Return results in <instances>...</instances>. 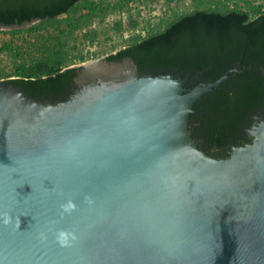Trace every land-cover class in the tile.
<instances>
[{
  "label": "water",
  "instance_id": "obj_1",
  "mask_svg": "<svg viewBox=\"0 0 264 264\" xmlns=\"http://www.w3.org/2000/svg\"><path fill=\"white\" fill-rule=\"evenodd\" d=\"M76 1L0 0V30ZM247 17L196 11L0 80V264H264V15Z\"/></svg>",
  "mask_w": 264,
  "mask_h": 264
},
{
  "label": "trees",
  "instance_id": "obj_2",
  "mask_svg": "<svg viewBox=\"0 0 264 264\" xmlns=\"http://www.w3.org/2000/svg\"><path fill=\"white\" fill-rule=\"evenodd\" d=\"M184 1L77 0L60 15L46 17L29 26L0 30V34L8 36L1 38L0 53L7 54L11 60L10 71L0 68V80H36L58 74L74 67L73 64L97 59L103 53L109 55L159 35L196 11L219 15L231 11L244 13L248 17L242 25L264 15V0H190L189 4ZM159 2L164 6L162 14L154 22L143 20L144 24L139 27L142 8L152 9L150 5ZM111 16H117L110 26L116 40L107 33L106 19ZM123 16L127 17L125 24ZM101 36L103 41H110L107 52L92 48L101 45Z\"/></svg>",
  "mask_w": 264,
  "mask_h": 264
},
{
  "label": "rangeland",
  "instance_id": "obj_3",
  "mask_svg": "<svg viewBox=\"0 0 264 264\" xmlns=\"http://www.w3.org/2000/svg\"><path fill=\"white\" fill-rule=\"evenodd\" d=\"M185 3L184 4H189L190 3V0H185L184 1ZM152 7V9L148 8V7H145V8H142L141 10V17H140V26L141 27L144 23H143V20H146V19H149L151 22H154L157 20V16L161 15L162 14V11L164 10V6L162 5V3H153L150 5ZM184 7V6H183ZM187 7V6H186ZM117 16H111V17H108L106 19V27H108V35H112V38L116 40V34L111 30V25H112V22L113 20L116 18ZM122 20H123V23L125 24L126 21H127V17L126 16H123L122 17ZM96 25V24H94ZM110 28V29H109ZM4 30H8V29H4ZM127 33L125 32L124 33V36H126ZM1 38H8L7 35H3V34H0V43H1ZM101 39H102V43L100 46H92V48H95V49H102L104 50L105 52H107L108 50V46L110 44V41H103L104 40V37L101 36ZM105 53H103L102 55L104 56ZM103 56H100L98 57L97 59L103 57ZM91 61V60H89ZM87 62V61H86ZM86 62H83V63H80L79 65L81 64H84ZM0 68L5 70V71H10L11 69V60L9 58V56L7 54H1L0 53Z\"/></svg>",
  "mask_w": 264,
  "mask_h": 264
},
{
  "label": "clouds",
  "instance_id": "obj_4",
  "mask_svg": "<svg viewBox=\"0 0 264 264\" xmlns=\"http://www.w3.org/2000/svg\"><path fill=\"white\" fill-rule=\"evenodd\" d=\"M74 207L75 206L71 202H68L67 204L62 205L63 210L66 212L71 211ZM57 240L61 245H66L69 243L68 236L64 231H61L58 233Z\"/></svg>",
  "mask_w": 264,
  "mask_h": 264
},
{
  "label": "flooded vegetation",
  "instance_id": "obj_5",
  "mask_svg": "<svg viewBox=\"0 0 264 264\" xmlns=\"http://www.w3.org/2000/svg\"><path fill=\"white\" fill-rule=\"evenodd\" d=\"M71 66H77V64H73V65H71ZM3 80V79H2Z\"/></svg>",
  "mask_w": 264,
  "mask_h": 264
}]
</instances>
